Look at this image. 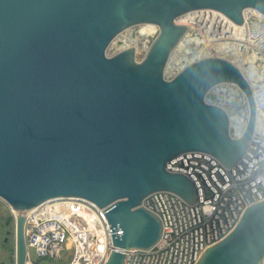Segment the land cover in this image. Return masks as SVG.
I'll return each instance as SVG.
<instances>
[{"label":"water","instance_id":"water-1","mask_svg":"<svg viewBox=\"0 0 264 264\" xmlns=\"http://www.w3.org/2000/svg\"><path fill=\"white\" fill-rule=\"evenodd\" d=\"M247 8L264 14V0H0V199L17 214L13 264L26 260L29 211L59 197L102 209L118 248L104 264H127L123 250L150 249L163 234L142 204L148 195L198 201L195 183L166 169L171 159L204 152L233 168L243 158L257 110L242 71L208 56L171 79L164 72L188 30L177 20L215 9L241 25ZM142 24L158 34L141 61L134 46L106 54L119 34ZM225 83L248 102L237 137L227 110L206 101ZM195 264H264V199Z\"/></svg>","mask_w":264,"mask_h":264},{"label":"built area","instance_id":"built-area-1","mask_svg":"<svg viewBox=\"0 0 264 264\" xmlns=\"http://www.w3.org/2000/svg\"><path fill=\"white\" fill-rule=\"evenodd\" d=\"M259 14L245 15L244 11L240 25L215 9L189 13L184 18L190 21L182 23L188 27L182 40L212 43L211 56L233 63L235 59L244 62L250 49L264 59V25L259 24L264 14ZM251 17L257 22H252ZM257 64L250 75L235 64L253 89L257 110L254 136L245 155L233 168L204 152L183 153L171 159L166 169L188 176L198 189V201L190 204L170 191L148 195L142 204L161 219L163 234L150 249L123 250L127 264H195L207 247L235 228L248 206L264 199V66ZM257 76L260 78L255 79ZM244 102L242 132L249 116L245 97ZM230 119L232 128L231 115ZM234 134L240 135L237 130ZM8 208L15 219L16 211ZM25 241L24 264H35L33 256L41 261L60 259L66 253L72 256L69 264H104L112 250L118 249L112 242L105 212L81 197L54 198L31 209L25 223Z\"/></svg>","mask_w":264,"mask_h":264},{"label":"rangeland","instance_id":"rangeland-1","mask_svg":"<svg viewBox=\"0 0 264 264\" xmlns=\"http://www.w3.org/2000/svg\"><path fill=\"white\" fill-rule=\"evenodd\" d=\"M138 27L139 26L129 28V29H127L128 31L126 30V31L122 32L121 34H119L113 40V42L109 45V47L107 48L106 54L108 56H112V55L116 54L117 52H119L120 50H123L127 47H130V46H134L136 48V59L138 61H141L145 57L146 52H147L148 48L150 47L149 45H151V43L153 42V40L157 36L158 31H153L150 33L147 32L146 34L139 33L137 35V34H135L134 31L135 30L140 31V27L139 28ZM134 36L136 37V41H135ZM123 40H124V42H122ZM183 41H185V42H183ZM181 42H182V45H181L180 49H178V50L175 49L176 51L174 50V52L172 53V55L174 54V57L172 58L171 61L169 59L170 63L168 61V64L166 66L164 76L167 79L173 78L183 67H185V65H188V63H191V62L198 60L200 58H203V57L211 56V54H210L211 50L209 49V46H207L208 45L207 42H206L207 45L200 44L198 41H192L189 38H187L186 40H182ZM205 48H208V49L206 50ZM200 52H201V54H200ZM212 54H213V52H212ZM227 58L234 60L232 56H227ZM167 71H168V73H167ZM206 101L213 103V104H218V105L226 108L228 113L231 115V117L232 116H234V117L235 116H241L244 118V116L246 115V104L244 102V97L240 94V92H238L237 87H234L230 84H220L218 86H215L207 94ZM231 129H232L231 132L233 133L232 136L235 137L234 133H235V130H237V129L235 128V126H233ZM8 217L13 218V216L10 213L9 208L6 207L5 202L0 199V225L3 226L4 222L6 221V219ZM13 220H14V218H13ZM10 226L11 227L13 226L12 221H11ZM2 234H4L3 227H0V235H2ZM0 245L1 246L3 245V244H1V239H0ZM2 258L3 257L0 258V264H7L9 262H12V259L10 261H8V260L1 261L3 259H6V258H3V259ZM71 258H72V256L70 255V253L64 254L60 259L44 258L41 261H38L33 256L35 264H69V261L71 260Z\"/></svg>","mask_w":264,"mask_h":264},{"label":"bare ground","instance_id":"bare-ground-1","mask_svg":"<svg viewBox=\"0 0 264 264\" xmlns=\"http://www.w3.org/2000/svg\"><path fill=\"white\" fill-rule=\"evenodd\" d=\"M255 13V14H259L260 12L258 11V10H256V9H253V8H247L246 10H245V15H248L249 13ZM262 14V13H261ZM261 14H259V15H261ZM190 20L188 19V18H181V19H179V20H177V22L178 23H188ZM140 27V31H138V33H141V34H146L147 32H153V31H155V25H153V24H142V25H140L139 26ZM128 31V30H127ZM202 33L204 34V35H206L207 34V31L206 30H202ZM144 36V35H143ZM135 37V36H134ZM126 39V38H125ZM135 41H136V37H135ZM197 41L200 43V44H205V45H207L206 44V42L204 41V40H200V39H197ZM117 42V41H116ZM122 42H124V40L122 41ZM183 42H185V41H183ZM199 44V45H200ZM138 45V44H137ZM181 45H182V42L180 43V45L176 48V50H178V49H180V47H181ZM209 45H212V43H208V45L207 46H209ZM150 46V45H149ZM188 49V48H187ZM206 50L208 49V48H205ZM120 50V49H119ZM145 50V49H144ZM175 50V51H176ZM184 50V49H183ZM193 50V49H192ZM186 51V50H185ZM146 52V51H145ZM200 54H201V52H200ZM210 54H211V52H210ZM259 54H257L255 51H252L251 49L248 51V53L246 54V57H245V61L243 62V61H241L240 59H235V64L241 69V70H243V71H246V73L248 74V75H250V74H252L254 71H255V67L254 66H258V64L257 63H259L260 64V66H264L260 61V59L261 58H259ZM174 57V54L173 55H171V57H170V61L172 60V58ZM199 58V57H198ZM175 59V58H174ZM195 59V58H194ZM170 61H169V63H170ZM255 63V64H254ZM189 64V63H188ZM173 65V64H172ZM186 66V65H185ZM173 68V67H172ZM175 69V68H174ZM173 69V70H174ZM180 69V68H179ZM169 70V69H168ZM167 73H168V71H167ZM171 73V72H170ZM173 74V73H172ZM171 74V75H172ZM258 78H260V76H257V77H255V79H258ZM254 80V79H253ZM225 84H230V85H232V86H234V87H237V85H234V84H231V83H225ZM237 89H238V92H240V90H239V88L237 87ZM232 122H233V125L235 126V128L237 129V131H238V133L239 134H241L242 133V128H243V126H244V124H245V116H244V118L243 117H241V116H232Z\"/></svg>","mask_w":264,"mask_h":264},{"label":"flooded vegetation","instance_id":"flooded-vegetation-1","mask_svg":"<svg viewBox=\"0 0 264 264\" xmlns=\"http://www.w3.org/2000/svg\"><path fill=\"white\" fill-rule=\"evenodd\" d=\"M11 221L13 222V226L11 227ZM0 227H3L4 234L0 235L1 244L0 245V258H6L1 261L11 259L13 260L14 256V242H15V222L13 218L8 217L6 221L4 222L3 226L0 225ZM13 240V241H12Z\"/></svg>","mask_w":264,"mask_h":264},{"label":"crops","instance_id":"crops-1","mask_svg":"<svg viewBox=\"0 0 264 264\" xmlns=\"http://www.w3.org/2000/svg\"><path fill=\"white\" fill-rule=\"evenodd\" d=\"M7 264H13L12 262H9V263H7Z\"/></svg>","mask_w":264,"mask_h":264}]
</instances>
